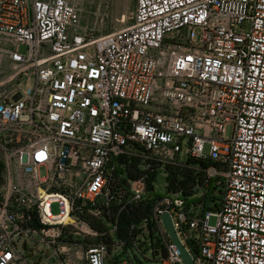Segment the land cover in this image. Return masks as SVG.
Here are the masks:
<instances>
[{
	"label": "built area",
	"instance_id": "1",
	"mask_svg": "<svg viewBox=\"0 0 264 264\" xmlns=\"http://www.w3.org/2000/svg\"><path fill=\"white\" fill-rule=\"evenodd\" d=\"M78 1L0 0V264H183L165 212L194 264H264V0H136L99 37Z\"/></svg>",
	"mask_w": 264,
	"mask_h": 264
},
{
	"label": "rangeland",
	"instance_id": "2",
	"mask_svg": "<svg viewBox=\"0 0 264 264\" xmlns=\"http://www.w3.org/2000/svg\"><path fill=\"white\" fill-rule=\"evenodd\" d=\"M133 9L134 0H79L76 13L80 22V30L90 33L93 37H99L130 26ZM11 69L10 61L0 55V84L9 79ZM206 148L204 152H207ZM209 223L213 225L215 219L211 218ZM128 253L133 264H137V262L139 264H154L137 255L135 251L128 249ZM123 258L126 259V256L123 255Z\"/></svg>",
	"mask_w": 264,
	"mask_h": 264
},
{
	"label": "trees",
	"instance_id": "3",
	"mask_svg": "<svg viewBox=\"0 0 264 264\" xmlns=\"http://www.w3.org/2000/svg\"><path fill=\"white\" fill-rule=\"evenodd\" d=\"M135 3L136 0H134V8H135ZM145 215H146V209L141 207L126 208L125 210H123L119 215L116 237H118L121 240L124 239L127 235V231L131 226V224L138 223L143 217H145ZM89 222L92 229L98 233H101L102 231L106 230L103 223L96 218H91Z\"/></svg>",
	"mask_w": 264,
	"mask_h": 264
},
{
	"label": "water",
	"instance_id": "4",
	"mask_svg": "<svg viewBox=\"0 0 264 264\" xmlns=\"http://www.w3.org/2000/svg\"><path fill=\"white\" fill-rule=\"evenodd\" d=\"M161 220L163 227L166 233L169 235L171 242L175 245L177 252L180 255L181 261L183 264H194V259L190 253L186 250L185 246L180 241L177 233L174 229L171 215L168 212H165L161 215Z\"/></svg>",
	"mask_w": 264,
	"mask_h": 264
},
{
	"label": "bare ground",
	"instance_id": "5",
	"mask_svg": "<svg viewBox=\"0 0 264 264\" xmlns=\"http://www.w3.org/2000/svg\"><path fill=\"white\" fill-rule=\"evenodd\" d=\"M12 81H13V75H11L6 82H3L1 84H3L4 86L7 87V86H9L12 83Z\"/></svg>",
	"mask_w": 264,
	"mask_h": 264
}]
</instances>
